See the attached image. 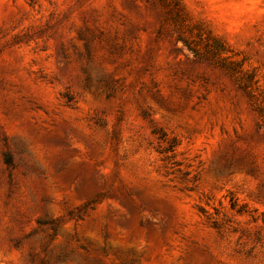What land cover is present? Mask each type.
Wrapping results in <instances>:
<instances>
[{"label":"rangeland","instance_id":"obj_1","mask_svg":"<svg viewBox=\"0 0 264 264\" xmlns=\"http://www.w3.org/2000/svg\"><path fill=\"white\" fill-rule=\"evenodd\" d=\"M0 264H264V0H0Z\"/></svg>","mask_w":264,"mask_h":264},{"label":"trees","instance_id":"obj_2","mask_svg":"<svg viewBox=\"0 0 264 264\" xmlns=\"http://www.w3.org/2000/svg\"><path fill=\"white\" fill-rule=\"evenodd\" d=\"M232 207H235V205L233 204Z\"/></svg>","mask_w":264,"mask_h":264}]
</instances>
